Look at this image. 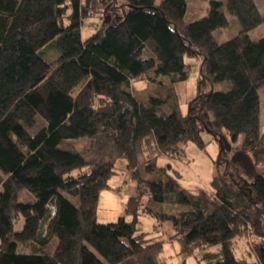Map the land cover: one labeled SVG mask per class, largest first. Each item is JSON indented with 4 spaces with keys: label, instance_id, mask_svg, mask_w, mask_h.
I'll return each instance as SVG.
<instances>
[{
    "label": "trees",
    "instance_id": "16d2710c",
    "mask_svg": "<svg viewBox=\"0 0 264 264\" xmlns=\"http://www.w3.org/2000/svg\"><path fill=\"white\" fill-rule=\"evenodd\" d=\"M122 1L130 11L119 22L83 39L101 0H0V264H163L164 240L143 230L142 214L169 221V239H179L186 255L198 252L197 264H264L263 175L250 169L251 180L236 188L214 178L212 202L180 189L156 163L160 153L180 155L182 143L205 147L204 125L213 139L241 138L254 166L264 165V37L249 36L264 24L257 1L208 0L209 13L192 23L187 0ZM226 13L241 29L218 43ZM50 42L59 50L54 61L40 53ZM145 49L152 55L143 57ZM199 56L212 88L199 82L183 113L174 86L189 77L187 59ZM151 73L163 79L145 104L131 85ZM166 104L169 115L159 114ZM103 134L115 155L90 164L91 147L73 140ZM116 158L138 180L125 207L131 220L101 223L99 197L117 173ZM142 188L156 203L190 209L144 208ZM23 189L36 201H19ZM248 236L253 261L235 250Z\"/></svg>",
    "mask_w": 264,
    "mask_h": 264
},
{
    "label": "rangeland",
    "instance_id": "374dc122",
    "mask_svg": "<svg viewBox=\"0 0 264 264\" xmlns=\"http://www.w3.org/2000/svg\"><path fill=\"white\" fill-rule=\"evenodd\" d=\"M163 0H156L159 4ZM260 12L264 14V0H256ZM102 10L96 16L89 18L82 27L81 35L83 39H87L96 28H103L107 23L119 22L123 16L130 11L122 0H101ZM188 9L185 16L187 23H192L209 13L210 4L208 0H187ZM225 11V9H223ZM229 26L217 29L214 36L218 43H224L234 38L240 31L241 26L237 17L227 14ZM252 39L264 37V24L252 30L249 33ZM40 53L48 61H54L59 57V50L48 43L40 49ZM148 49L144 50L143 57L151 56ZM203 56L198 58H188L189 77L186 81L177 83L175 91L178 96V103L183 113L188 112V103L198 92V83L200 82L205 91H210L212 86L209 81L201 73V64ZM151 73V78H146L137 83H132L131 91L142 102L147 104L153 96H158L157 88L162 80L160 76ZM168 84V82H167ZM220 86L217 87L219 89ZM161 115H169L171 107L166 104L158 108ZM40 117H37L38 124L30 129L31 133H35L41 125ZM261 130L264 132V96L261 98L260 113ZM201 134L205 142V147H199L196 143L188 142L181 144L180 155L169 156L160 153L156 158V163L164 169V175L173 180L176 185L185 191L192 193L194 196L204 200L214 201V193L212 181L214 178H220L232 187H238L245 181H250L248 177L250 169L264 176V165L254 166V160L251 153L241 149L239 146L242 139L233 142L230 139H213L209 129L202 125ZM80 150H87L91 147L89 153L85 155V159L90 163L98 161H107L114 157V145L107 139L105 134L97 135L94 139L81 138L73 140ZM171 165V167H170ZM115 170L117 171L109 181L110 188L104 189L99 197L98 221L101 223L117 222L120 217L131 220V216L125 211V207L129 199L136 195L138 180L131 177L127 162L124 158H116ZM0 175L2 171L0 170ZM144 177H149L144 172ZM2 186H0V192ZM142 203L143 207H152L155 211H165L168 213H178L190 209L189 206L180 204L156 203L150 198L147 189H143ZM21 202H35L34 193L27 189L20 191L18 196ZM77 202L76 198H72ZM143 208V209H144ZM142 228L149 232L152 236H160L164 240V249L161 254V262L163 264H197L200 258L198 252L196 254H184L182 244L179 239H169L170 234L174 231L169 221L158 220L147 214L141 216ZM262 219H264V214ZM252 241L250 236L241 237L235 243L236 254L240 258L249 261L255 259L252 250Z\"/></svg>",
    "mask_w": 264,
    "mask_h": 264
}]
</instances>
